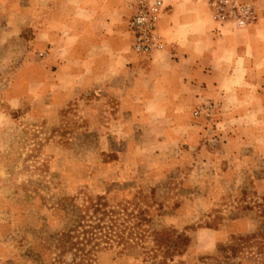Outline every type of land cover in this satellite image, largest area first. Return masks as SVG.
Wrapping results in <instances>:
<instances>
[{
	"label": "rangeland",
	"instance_id": "rangeland-1",
	"mask_svg": "<svg viewBox=\"0 0 264 264\" xmlns=\"http://www.w3.org/2000/svg\"><path fill=\"white\" fill-rule=\"evenodd\" d=\"M244 1L255 18L243 28L217 22L209 0L165 5L245 29L264 0ZM167 11L149 55L134 49L132 14L130 54L167 50ZM17 66L0 65V264H264V108L232 113L189 90L160 112L96 86L42 99L38 119L30 100L8 109Z\"/></svg>",
	"mask_w": 264,
	"mask_h": 264
},
{
	"label": "crops",
	"instance_id": "crops-1",
	"mask_svg": "<svg viewBox=\"0 0 264 264\" xmlns=\"http://www.w3.org/2000/svg\"><path fill=\"white\" fill-rule=\"evenodd\" d=\"M136 1L0 0V65L18 64L8 109L30 100L26 116L39 119L42 99L54 103L60 90L96 86L144 99L145 107L158 103L160 112L162 99L189 90L221 99L232 113L264 108V14L236 29L210 21L197 3H176L161 20L167 50L139 58L128 52L125 33Z\"/></svg>",
	"mask_w": 264,
	"mask_h": 264
},
{
	"label": "built area",
	"instance_id": "built-area-1",
	"mask_svg": "<svg viewBox=\"0 0 264 264\" xmlns=\"http://www.w3.org/2000/svg\"><path fill=\"white\" fill-rule=\"evenodd\" d=\"M209 7L219 23H234L243 28L255 18L253 5L244 0H209ZM165 11V0H137L136 10L129 21L136 53L149 55L164 48L158 21Z\"/></svg>",
	"mask_w": 264,
	"mask_h": 264
},
{
	"label": "trees",
	"instance_id": "trees-1",
	"mask_svg": "<svg viewBox=\"0 0 264 264\" xmlns=\"http://www.w3.org/2000/svg\"><path fill=\"white\" fill-rule=\"evenodd\" d=\"M100 200H104V198H99ZM65 235H68V236H70V234L68 233H65Z\"/></svg>",
	"mask_w": 264,
	"mask_h": 264
}]
</instances>
